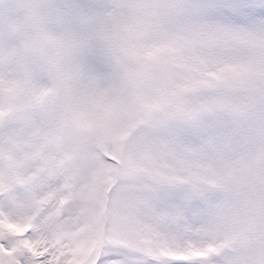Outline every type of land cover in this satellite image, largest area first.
I'll use <instances>...</instances> for the list:
<instances>
[{
    "label": "snow or ice",
    "instance_id": "obj_1",
    "mask_svg": "<svg viewBox=\"0 0 264 264\" xmlns=\"http://www.w3.org/2000/svg\"><path fill=\"white\" fill-rule=\"evenodd\" d=\"M0 264H264V0H0Z\"/></svg>",
    "mask_w": 264,
    "mask_h": 264
}]
</instances>
